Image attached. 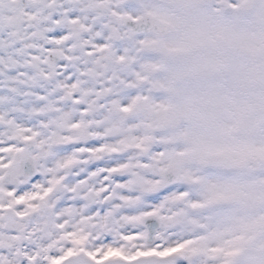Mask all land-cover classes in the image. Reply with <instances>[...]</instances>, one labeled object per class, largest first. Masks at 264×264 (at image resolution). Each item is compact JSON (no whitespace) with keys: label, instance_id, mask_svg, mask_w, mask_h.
Wrapping results in <instances>:
<instances>
[{"label":"snow or ice","instance_id":"6c2138e0","mask_svg":"<svg viewBox=\"0 0 264 264\" xmlns=\"http://www.w3.org/2000/svg\"><path fill=\"white\" fill-rule=\"evenodd\" d=\"M0 264H264V0H0Z\"/></svg>","mask_w":264,"mask_h":264}]
</instances>
